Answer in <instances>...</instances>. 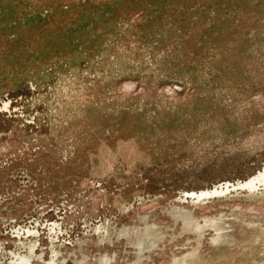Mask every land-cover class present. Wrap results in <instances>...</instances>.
Listing matches in <instances>:
<instances>
[{
	"label": "rangeland",
	"instance_id": "rangeland-1",
	"mask_svg": "<svg viewBox=\"0 0 264 264\" xmlns=\"http://www.w3.org/2000/svg\"><path fill=\"white\" fill-rule=\"evenodd\" d=\"M0 264H264V0H0Z\"/></svg>",
	"mask_w": 264,
	"mask_h": 264
},
{
	"label": "bare ground",
	"instance_id": "bare-ground-1",
	"mask_svg": "<svg viewBox=\"0 0 264 264\" xmlns=\"http://www.w3.org/2000/svg\"><path fill=\"white\" fill-rule=\"evenodd\" d=\"M205 195H207V193H206V192H204V191H202V192H200V193H199V195H198V196H205Z\"/></svg>",
	"mask_w": 264,
	"mask_h": 264
},
{
	"label": "flooded vegetation",
	"instance_id": "flooded-vegetation-1",
	"mask_svg": "<svg viewBox=\"0 0 264 264\" xmlns=\"http://www.w3.org/2000/svg\"><path fill=\"white\" fill-rule=\"evenodd\" d=\"M201 192H202V191H201ZM204 192H206V193H207V195H210L211 193H214V191H211V190L204 191ZM207 195H205V196H207Z\"/></svg>",
	"mask_w": 264,
	"mask_h": 264
}]
</instances>
